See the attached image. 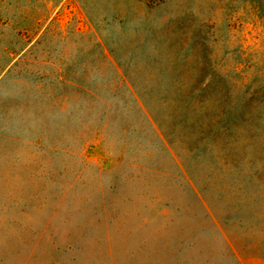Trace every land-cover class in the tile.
<instances>
[{"label": "rangeland", "instance_id": "1", "mask_svg": "<svg viewBox=\"0 0 264 264\" xmlns=\"http://www.w3.org/2000/svg\"><path fill=\"white\" fill-rule=\"evenodd\" d=\"M0 264H264V0H0Z\"/></svg>", "mask_w": 264, "mask_h": 264}]
</instances>
